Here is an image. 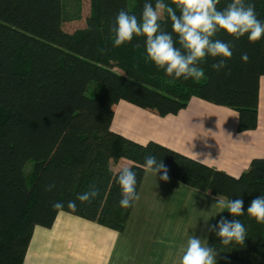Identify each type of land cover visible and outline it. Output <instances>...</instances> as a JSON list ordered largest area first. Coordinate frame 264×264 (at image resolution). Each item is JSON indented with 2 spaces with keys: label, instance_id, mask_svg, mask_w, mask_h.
Masks as SVG:
<instances>
[{
  "label": "trees",
  "instance_id": "obj_1",
  "mask_svg": "<svg viewBox=\"0 0 264 264\" xmlns=\"http://www.w3.org/2000/svg\"><path fill=\"white\" fill-rule=\"evenodd\" d=\"M80 1L0 0V264H22L34 228L50 227L59 211L122 232L134 202L120 206L113 165L120 158L132 161L138 193L149 154L188 187L225 201L242 198L243 216L232 217L223 208L212 225L221 216L239 219L247 229L244 244L224 246L210 232L206 245L243 264H264V224L246 213L251 200L264 195V156L233 176L155 141L143 148L110 127L120 101L165 116L196 97L235 110L238 131L254 129L264 36L250 43L247 34L234 40L219 32L215 38L233 44L227 67L217 72L211 68L216 61L208 58L200 65L205 72L200 81L177 80L147 59L144 37L113 46L118 12L140 19L146 0H89L84 26L65 31L64 22L80 18ZM163 2L175 8L172 0ZM230 2L220 0L217 8ZM245 3H252L264 22V0ZM160 23L172 31L167 12ZM245 52L247 63L241 61ZM91 83L98 84L97 91L86 95ZM48 184L55 185L52 191H46ZM93 185L99 195L82 204L77 196ZM57 201L63 209H53ZM68 201H76L75 211Z\"/></svg>",
  "mask_w": 264,
  "mask_h": 264
},
{
  "label": "crops",
  "instance_id": "obj_2",
  "mask_svg": "<svg viewBox=\"0 0 264 264\" xmlns=\"http://www.w3.org/2000/svg\"><path fill=\"white\" fill-rule=\"evenodd\" d=\"M238 113L193 97L178 112L159 116L120 101L110 127L127 138L155 141L238 176L253 158L264 156V75L259 78L257 125L237 130ZM120 158L113 169L131 165ZM160 173L144 172L125 229L59 211L53 224L33 230L22 264H180L188 239L206 244L208 225L222 211V199ZM216 264H243L217 254Z\"/></svg>",
  "mask_w": 264,
  "mask_h": 264
},
{
  "label": "clouds",
  "instance_id": "obj_3",
  "mask_svg": "<svg viewBox=\"0 0 264 264\" xmlns=\"http://www.w3.org/2000/svg\"><path fill=\"white\" fill-rule=\"evenodd\" d=\"M220 0H172L175 8L166 5L163 0H146L143 5L141 18L120 10L115 18L112 31L115 33L114 47L130 43L134 37H144L147 59L152 61L158 69L173 79L200 81L205 72L200 65L208 58L216 62L211 68L217 72L227 67V60L233 56V44L215 38L224 31L234 40H239L245 34L250 43L259 41L264 36V22L257 18L255 6L245 3V0H231L224 8L218 9ZM177 10L179 14H177ZM167 12L171 20L172 31L161 28V17ZM175 34V39L173 37ZM177 44L179 47H177ZM248 54L241 55V61L247 63ZM149 141L140 142V146L147 148ZM134 166L127 165L117 170L116 183L121 189L120 206L129 208L139 199L136 191L137 173ZM145 172L162 173L160 180L170 179L169 170L162 160L149 154L144 160ZM54 184H48L46 191H52ZM99 195V189L93 185L89 191L77 196L82 204H90ZM221 208H226L232 217L245 214L242 198L235 200L220 199L217 201ZM54 210L64 208V203L57 201L52 205ZM67 208L75 211L76 201H68ZM246 213L254 218L256 223L264 224V195L252 199ZM208 231L215 233L222 245L228 246L233 242L244 244L247 229L239 219H226L221 216L214 225H208ZM217 251L202 243L196 236L188 239L183 251L180 264H216Z\"/></svg>",
  "mask_w": 264,
  "mask_h": 264
},
{
  "label": "rangeland",
  "instance_id": "obj_4",
  "mask_svg": "<svg viewBox=\"0 0 264 264\" xmlns=\"http://www.w3.org/2000/svg\"><path fill=\"white\" fill-rule=\"evenodd\" d=\"M79 6L81 9L80 18L78 20L64 22L62 26L65 31L71 32L84 26L85 17L89 14V0H81ZM68 10H71V8ZM97 88V83H91L86 90V95H92L95 91H97Z\"/></svg>",
  "mask_w": 264,
  "mask_h": 264
}]
</instances>
